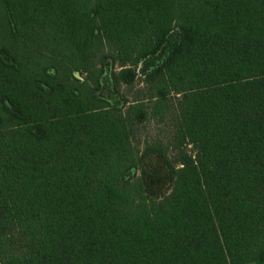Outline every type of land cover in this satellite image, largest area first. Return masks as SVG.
Listing matches in <instances>:
<instances>
[{
  "label": "trees",
  "instance_id": "trees-1",
  "mask_svg": "<svg viewBox=\"0 0 264 264\" xmlns=\"http://www.w3.org/2000/svg\"><path fill=\"white\" fill-rule=\"evenodd\" d=\"M0 264H264V0H0Z\"/></svg>",
  "mask_w": 264,
  "mask_h": 264
},
{
  "label": "rangeland",
  "instance_id": "rangeland-1",
  "mask_svg": "<svg viewBox=\"0 0 264 264\" xmlns=\"http://www.w3.org/2000/svg\"><path fill=\"white\" fill-rule=\"evenodd\" d=\"M107 54V52H106ZM113 61L108 57L101 61V75L99 79L100 85L103 84V80H106V87L108 89L107 104L111 107L116 106V108L123 111L127 108L128 104L131 103L135 98L141 96L143 90V76L138 72V67L135 69V75L132 81L125 80V83H117L116 76L117 62ZM78 78L79 76L76 75ZM83 81H88L91 88H94L92 83V74H82ZM96 94V92L94 91ZM164 122L158 123L149 119L144 124L135 127V132L132 139L133 148L138 151L139 157H141L138 167H141L142 171L145 173L144 179L151 185V187L145 186V188H153L157 195L162 196L166 194L169 190L168 174L165 166L162 163V159L158 155L149 153L144 155V150L147 146L153 147L157 145L158 142L162 143L163 147H166L171 143V127ZM188 154L192 155L190 146L185 150ZM168 159L172 158L171 150H168ZM141 170L132 171L130 177H137ZM149 191V189H148Z\"/></svg>",
  "mask_w": 264,
  "mask_h": 264
}]
</instances>
